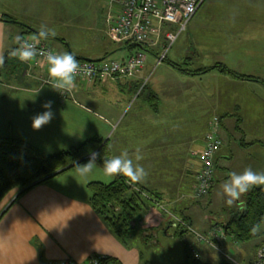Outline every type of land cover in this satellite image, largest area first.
Masks as SVG:
<instances>
[{
  "label": "crops",
  "instance_id": "crops-1",
  "mask_svg": "<svg viewBox=\"0 0 264 264\" xmlns=\"http://www.w3.org/2000/svg\"><path fill=\"white\" fill-rule=\"evenodd\" d=\"M241 1L235 0L233 8L225 10L231 11L240 38L217 43L226 48L230 59H213L208 64L203 59L208 56L202 49L204 45L201 43V48L197 40L189 37L186 49L165 59L185 64L182 67L185 70H206L203 73L188 74L167 61L157 63L159 48L153 47L154 58L145 61L135 77L90 82L74 78L70 90L52 88L48 65L43 59L34 56L30 61H22L11 55L18 47L16 36L24 37L26 28L0 20V136H13L45 155L93 137L108 143L110 159L127 151L146 173L140 181H131L126 176L127 180L136 189L155 197L142 213L136 234L142 232L149 240L158 231L165 238L174 236L175 216H183L190 223L193 216H200L202 204L197 203L199 198L194 197V191L201 167L200 155L211 132L215 131L221 140L214 160L213 186L205 195H209L211 202L216 193L219 197L225 195L223 185L232 173H242L248 168L264 173V0ZM44 2L0 0V14H9L39 30L41 26L47 27L45 19L57 16V12L43 9ZM200 7L186 25L190 29L191 26L196 29L200 23ZM70 14L57 23L71 24ZM34 35L39 39L38 34ZM101 35L108 38L107 31L105 34L98 27L99 47L95 52H86L73 42L77 33L51 35V48L54 53L63 48L83 61L101 60L104 56H92L102 49L106 54L111 52L109 44L102 43ZM39 43L48 45L45 39ZM172 48L178 47L173 43L169 53ZM193 58L198 65L190 68ZM216 63L251 79L240 80L213 68L207 70ZM48 101L52 102L53 117L40 128H34L33 117L47 110L43 105ZM101 169L104 168L96 162L87 175H81L76 166L34 186L16 200L12 198L16 192L10 193L0 205V264H47L65 258L84 262L91 256L111 257L126 263L130 258L128 246L111 233L88 203V182L107 183L114 178L113 174L108 181L100 179ZM246 193L234 200L229 215L222 216V223L232 211L244 208ZM201 217L205 233L215 229L213 238L226 240L227 248L229 241L230 250H254L245 263L255 260L257 250L264 243V219L257 229L261 239L255 238L257 241L246 248L245 243H236L225 236L222 225L208 221L211 217L208 213ZM188 243L196 248L201 242L193 236ZM130 260L133 262L136 257L131 255Z\"/></svg>",
  "mask_w": 264,
  "mask_h": 264
},
{
  "label": "trees",
  "instance_id": "trees-1",
  "mask_svg": "<svg viewBox=\"0 0 264 264\" xmlns=\"http://www.w3.org/2000/svg\"><path fill=\"white\" fill-rule=\"evenodd\" d=\"M0 20L3 22H10L12 17L6 14H0ZM35 31L38 34L39 30H32L31 28H26L24 30L26 34H31ZM120 45L132 48L131 42H125ZM142 48L149 49L144 43L142 44ZM104 57L101 60H103ZM165 60L166 59H163V61ZM77 61L83 60L78 57ZM167 62L173 66V68L181 71H187L188 74L196 75L206 71L199 69L196 71L185 70L182 68L185 64ZM212 68L240 80L251 79L250 76L238 74L221 63H216L207 70ZM262 83L264 84V81H262ZM91 151L99 153L96 162L102 167L103 162L110 159V147L107 142L99 137L90 138L63 151L45 155L34 146L13 136H0V205L13 191L19 192L15 197L16 200V198H19L22 194L34 186L46 183L53 177L76 167L78 163L83 164L87 162ZM86 187L90 194L88 203L91 208L101 218L111 233L122 244L128 246L127 240L135 237V235H138L136 234L135 229L139 227L138 222L141 220L142 213L147 210L150 201L155 200L153 194L146 192L143 193L140 188L136 189L122 173L114 174V178L107 183L90 181L86 184ZM231 213L232 214L228 220L220 224V226L222 225L221 231L223 234L225 236H230L236 243L239 244L247 243L255 239L256 230L264 219V185L261 187H256L254 185L249 188L245 195L244 208L240 211H232ZM177 216L175 217H180L179 220L191 227V223L187 221L185 217ZM173 220L175 221L174 218ZM175 223L179 234H182L184 231L190 232L188 227L186 228L176 221ZM212 231H215V229L209 230V232L205 233L206 237H204L211 240L213 246L210 247L215 249V242L217 239L211 237L210 233ZM199 234L203 236L202 233ZM192 235L195 237L193 233ZM139 236L145 240L148 239L142 232L139 233ZM195 238L198 242H204L197 239V237ZM195 253L197 254V252H195L194 244L185 242L184 261L181 264H208L203 263L198 254V257H195ZM101 264L121 263L115 258L103 257ZM216 264L236 263L221 261Z\"/></svg>",
  "mask_w": 264,
  "mask_h": 264
},
{
  "label": "rangeland",
  "instance_id": "rangeland-1",
  "mask_svg": "<svg viewBox=\"0 0 264 264\" xmlns=\"http://www.w3.org/2000/svg\"><path fill=\"white\" fill-rule=\"evenodd\" d=\"M234 1L235 0H205L200 7L201 10L199 11L198 18H200V23L196 26V29H193L192 26L191 29L189 26H186L183 31L178 33L175 41L173 42L175 44V47L177 46L178 48L177 50L176 48H172V51L170 53L169 50L172 45H170L167 49L163 48V44L165 43L163 42V35L160 36L159 43L153 46L147 44V47L149 49L124 47L119 43L117 44L112 42L108 38L105 39L106 36L101 35V37L104 38V41L101 39L102 43L109 44V47H111V52L106 54L102 49L99 54H94V56L92 57L102 58L103 56H105L103 60H120L123 56L133 54L137 51H142V53H144L146 57L145 61L150 62V60L155 56L154 53H152L151 48L155 47L156 49L159 48V52L157 54L158 57H161L163 55L164 59H170L171 56L173 57V55H179L184 49L187 48V40L189 41L190 39H195L197 40V44H199L201 48V43L204 45L202 49L204 53L206 52L208 55L207 58H203L205 61H213V59L215 60L222 57L230 59V56L225 53L226 48L219 47L218 44H224L226 41H234L240 38L238 35H236L237 25L233 21L234 17L231 15V11H225L231 10L233 8V6L235 5L233 4ZM241 2L246 3L250 2V0H242ZM5 5H8V3L6 2ZM43 9L47 10L48 12H50V10L57 12L56 17H48V19H45L47 20L46 25L50 30L54 31L57 34L63 35L64 33H67L68 35L77 33V38L73 39V42L77 44L78 47L86 52H95L98 50V27H100L101 29L103 28L105 34L107 31V24L105 21L106 14L109 9L107 0H45ZM69 12L71 13L70 16L72 17L73 22L71 24H58L57 21L59 19H67L66 17ZM6 15L12 17L9 14ZM10 22L23 25L24 27L26 26L25 24H22L21 22L16 20L14 17H12V20ZM178 27V25H174L168 26L164 29L175 30V32H177ZM25 28L31 27L26 26ZM31 29L36 30L34 28ZM34 34H37L36 31L32 32L31 34H25L23 38L32 39V37H37ZM51 37L52 36L49 35V37L45 39L47 44L49 45H47V47L49 48L53 46V39ZM189 37L190 39H188ZM242 37H244V35ZM213 44L215 46H212ZM64 52L65 51L62 48L61 52L58 53ZM188 55L190 56V54ZM185 57H187V55ZM187 60H191V58L188 57ZM192 61L193 65H191L190 68L198 65L197 59L195 60V58H193ZM210 61L208 64H212V62ZM101 170L102 171L100 174H98V177H100V179L108 181L111 176H107L105 178L106 174L104 172V169ZM13 192H16V195L18 194L17 191ZM208 196L196 199L197 203H199V201L201 202L202 207L199 208L200 216H197V218L196 216H193V221L191 223V227L195 231L201 232L205 237V229L202 228L205 223L203 221V217L201 216H203V214L205 213H208V215L211 216L210 220L208 221L213 224H221L222 216H228L229 209L231 208L227 203L228 197L226 194L219 197L216 193L213 202H211ZM12 198L13 200L15 199V197ZM9 202L10 201H8V203ZM258 230H256V239H261V237L258 235ZM192 238L193 235L189 231H184L182 234H179V231H177L176 228L174 230V236L169 238H165L162 233H160V231H158V234L155 236V238L150 240H145L138 235L136 237L129 238L127 240V245L130 258L129 260H126V263L124 264H181L184 261V243L189 242ZM219 239H221L219 242H215V246L217 249L210 247L204 242L198 243L196 245L195 252H197V254L200 256V259L203 263L216 264L221 261H225L229 263L244 264L245 261H247L253 255L254 250H230L229 241H227V248L225 245L226 240H222L221 237H219L217 240ZM256 239H253L254 241L243 244L246 246V248H250V246L257 241ZM131 255H134L136 257V260L133 262H131L130 260Z\"/></svg>",
  "mask_w": 264,
  "mask_h": 264
},
{
  "label": "built area",
  "instance_id": "built-area-1",
  "mask_svg": "<svg viewBox=\"0 0 264 264\" xmlns=\"http://www.w3.org/2000/svg\"><path fill=\"white\" fill-rule=\"evenodd\" d=\"M205 0H107L109 9L106 14L107 37L114 43L125 42L155 45L163 35V48L167 49L175 41L178 33L186 28L198 8ZM178 25V31L164 29L168 26ZM166 26V27H164ZM27 39V38H26ZM31 42V39H28ZM38 54L36 58L46 61L40 52H53L44 43L36 45ZM145 55L138 51L123 60L77 61L78 70L74 78L87 81L96 79H122L133 78L145 64ZM163 55L157 63L163 61ZM47 62V61H46ZM221 146V141L215 131L207 136V143L200 155L201 167L196 176L195 197H202L209 193L214 181V156ZM184 227H188L197 239L213 246L211 240L197 233L179 218H174ZM216 237L215 232L210 233ZM195 257L198 255L195 253ZM103 256H91L84 262H76L65 258L48 261L47 264H101ZM238 264V263H236ZM248 264H264V243L259 247L256 258Z\"/></svg>",
  "mask_w": 264,
  "mask_h": 264
},
{
  "label": "clouds",
  "instance_id": "clouds-1",
  "mask_svg": "<svg viewBox=\"0 0 264 264\" xmlns=\"http://www.w3.org/2000/svg\"><path fill=\"white\" fill-rule=\"evenodd\" d=\"M49 35L55 36V32L48 29L46 26H41L38 31V37H32L31 42L22 36H16L18 47L11 52V55L18 57L22 61H30L38 54L36 45L40 39H47ZM44 55L47 61V71L49 81L53 85V89L70 90L73 86L74 74L78 70V63L75 55L71 52L54 53L40 52ZM51 101L46 102L43 107L47 109L44 112L36 114L32 119V126L40 128L48 123L53 117L51 110ZM99 153L91 151L89 159L86 163L77 164V171L81 175H87L95 165ZM139 159V157H137ZM103 168L106 175L122 173L131 181H140L146 175L145 170L139 164L133 162L127 151L121 155L107 159L103 162ZM264 184V173L254 172L251 168L245 169L242 173H232L230 178L223 185V192L227 195V203L231 205L242 193H245L254 185Z\"/></svg>",
  "mask_w": 264,
  "mask_h": 264
},
{
  "label": "water",
  "instance_id": "water-1",
  "mask_svg": "<svg viewBox=\"0 0 264 264\" xmlns=\"http://www.w3.org/2000/svg\"><path fill=\"white\" fill-rule=\"evenodd\" d=\"M131 46L132 47H136V48H138V49H142V44H140V43H131ZM87 61H89V60H87ZM19 193V192H18Z\"/></svg>",
  "mask_w": 264,
  "mask_h": 264
}]
</instances>
